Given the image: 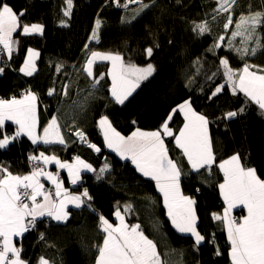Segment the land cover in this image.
<instances>
[{
  "label": "trees",
  "instance_id": "trees-1",
  "mask_svg": "<svg viewBox=\"0 0 264 264\" xmlns=\"http://www.w3.org/2000/svg\"><path fill=\"white\" fill-rule=\"evenodd\" d=\"M128 1L119 0L118 6L116 0H72L69 10L66 0H5L14 11L24 13L21 25L39 24L43 30L24 34L19 27L15 34L20 41L18 55L1 67L0 99L17 98L22 91L35 93L39 103L46 105L44 110L40 106L39 132L55 116L65 145L35 146L26 137H17L0 149V168L22 176L32 171L29 157L43 152L62 161L78 156L93 169L83 174L73 189L75 193L87 189L91 197L82 208L70 209L64 223L39 218L37 228L14 243L22 249L26 264H40L42 257L49 264H95L105 236L99 216L115 225L114 215L119 210L127 225H140L157 245L162 264H231L225 224L213 218L214 213L222 215L224 209L217 192L223 182L218 164L239 154L242 164L256 169L257 176L264 179V109L240 91L233 94L225 88L215 96L212 93L225 81L221 59H227L234 71L241 70L245 62L256 70L264 69V47L254 56L241 58L224 46L214 47L222 29L204 34L193 31L194 24L205 20L216 7L215 0H140L141 4L125 8ZM144 4L148 7L143 8ZM66 8L70 15H65ZM233 10L235 16L264 13V0H236ZM260 44L264 45V33ZM148 48L153 49L151 56L145 51ZM29 49L38 53L32 75L21 71ZM91 52L119 54L125 65L145 67L150 63L155 71L118 104L109 90L107 63L94 65L92 78L84 72ZM184 101L208 119L215 156L210 168L196 172L189 170L174 144L184 120L172 109ZM228 112L237 113L233 117L241 130L237 135L229 129ZM170 114L168 125L173 136L165 137L164 142L183 173L181 193L195 200L196 229L205 237L199 245L191 236L180 235L171 224L156 184L105 149L98 126L106 116L112 128L127 137L137 129H160ZM2 131L15 134L11 124ZM77 131L83 132L84 140L73 136ZM91 144L99 147L98 154ZM105 163L109 167L101 172ZM129 205L130 210L124 212Z\"/></svg>",
  "mask_w": 264,
  "mask_h": 264
},
{
  "label": "snow or ice",
  "instance_id": "snow-or-ice-1",
  "mask_svg": "<svg viewBox=\"0 0 264 264\" xmlns=\"http://www.w3.org/2000/svg\"><path fill=\"white\" fill-rule=\"evenodd\" d=\"M69 10L72 6V0H66ZM119 6V0H116ZM130 3H137L140 0H129ZM236 0H220V11H228ZM127 7V4L123 5ZM148 7L147 4L142 6ZM66 10L65 15H70ZM23 12L17 13L12 7L0 0V45L7 50L9 56L13 50L12 35L17 28L22 27L24 34L42 32L43 26L39 24L21 25L20 17ZM233 24L232 16L229 15L224 28L228 29ZM258 25H264V13H255L249 16L241 15L235 24L236 30L232 32V38L243 36L242 44H246L248 39L254 35ZM100 21L97 20V28ZM193 31L200 34L210 32L208 22L204 21L195 24ZM95 38V31L93 34ZM222 41L223 36L217 38ZM232 41H229L231 45ZM257 47H264L259 41H256ZM218 43L214 47H219ZM213 49H209L212 51ZM256 48L251 49L254 55ZM148 56L152 55V48L145 50ZM237 53L243 58L249 55L247 46L237 48ZM38 53L32 49L28 50V59L25 60L22 72L26 75H32L35 71L33 58ZM92 58L88 60L86 71L89 76L92 75L91 65L96 58L112 61V96L119 104L131 95L132 91L139 86V81L147 79L152 75L155 68L148 64L144 68L135 65L124 66L122 57L119 54H101L93 52ZM220 64L224 67V76L227 83L231 86L233 93L243 92L251 100L255 101L261 109H264V69L257 68V71L251 69L255 66L245 62L243 68L234 71L229 67L227 59H221ZM3 69H0L2 72ZM59 71V67L57 68ZM136 76V80L130 81L127 75ZM98 82V81H97ZM224 85L216 88L213 95L222 91ZM53 90L49 91V95ZM66 94V93H65ZM37 96L28 92L22 98L0 99V149L5 148L11 140H15L22 134L31 139L33 144L42 141L44 144H65V139L60 131V126L55 117L44 127L43 135H37V115H36ZM242 111V110H241ZM180 112L184 115L185 123L179 130V135L175 136L176 145L183 150L188 162L194 170L209 168L215 162V156L212 150V142L208 133V119L195 112L189 101L177 105L172 109V113ZM235 112H228L226 118L236 116ZM172 119V114L161 125L160 129L151 132H145L137 129L130 136H121L114 128L108 118L102 117L99 126L103 131L104 140L107 147L116 151L121 158H131L136 168L147 177L156 181L157 188L163 194L164 204L167 208V214L174 227L182 233H191L195 237L197 245L205 240V237L196 229L195 200L184 196L180 192L181 169L177 162L169 157V149L164 143V136H173L169 128L168 121ZM5 121H12L18 125L14 135H8L2 130L5 127ZM77 136L84 140L83 132L77 131ZM95 151H100L96 145H89ZM30 160H42L44 164L55 163L59 168L67 169L71 183L76 184L80 178L81 168L93 171L90 164L85 163L80 157H75V163L69 164L61 162L56 156H46L43 152L39 156H30ZM109 165L101 168V172L108 169ZM219 168L224 173V182L219 185L221 195L227 207L224 209L223 216L213 214V218L221 220L227 228V236L230 242L231 264H264V179H260L256 174V169L246 167L241 162L239 154L223 160ZM0 264H26L21 258L22 249L17 247L13 237L22 236L29 230V227L35 226L38 216H50L57 221H63L68 218V212L65 208L68 203L74 204L79 208L84 201L81 195H71L68 190L63 188L62 181L58 174L51 172L45 173L43 169L36 168L29 175H13L7 168H0ZM43 175L52 181L56 186L57 197H62L59 202L52 199L51 193L44 190V185L40 183L39 177ZM82 196L88 197L87 189ZM43 197V201L37 200ZM91 199V197H88ZM25 201H30L31 204ZM237 205H243L247 209V215L239 222L231 217L230 213ZM131 206H126L125 211H129ZM115 216L119 224L113 226L103 215L99 216L100 228L106 234L103 243L98 247V256L96 264H161L160 254L157 251V245L149 239L140 229V225L129 227L124 222V217L117 210ZM31 217L30 220L26 218ZM217 250V255H219ZM40 264H49L43 257Z\"/></svg>",
  "mask_w": 264,
  "mask_h": 264
},
{
  "label": "crops",
  "instance_id": "crops-1",
  "mask_svg": "<svg viewBox=\"0 0 264 264\" xmlns=\"http://www.w3.org/2000/svg\"><path fill=\"white\" fill-rule=\"evenodd\" d=\"M19 31V28H17V31L16 32H14L13 33V35L12 36H14L17 32ZM93 52H91L90 54H89V56H88V58H87V60H86V62H85V66H84V72L89 76V74H88V72L86 71V65H87V62H88V60L89 59H91L92 58V56H91V54H92ZM97 53H101V54H107V53H102V52H97ZM36 57L37 56H35L34 58H33V62L35 61V59H36ZM26 59H28V55H27V57L25 58V60ZM98 63H107L108 65H109V63H108V61H107V59H100V58H96L94 61H93V63H92V65H91V70L93 71V67H94V65H96V64H98ZM24 65H25V62H24V64L22 65V67H24ZM1 67V66H0ZM21 67V68H22ZM24 74H25V72H23ZM109 76V75H108ZM89 77H91L92 78V75L91 76H89ZM109 79H110V77H109ZM110 93H111V95H112V92H111V86H110ZM29 92V91H28ZM28 92H26V93H24L23 95H20L19 97H17V99H20V98H22L24 95H26ZM33 93V92H32ZM35 94V93H34ZM37 96V95H36ZM113 97V96H112ZM114 99V98H113ZM40 109H41V107H40V103H39V99H38V97H37V101H36V115H37V121H38V124H37V129H36V133H37V135H40V136H42L43 135V130L41 131V132H39V114H40ZM181 114V116H182V118H183V120H184V123H185V119H184V115L182 114V113H180ZM53 117H55V116H53ZM53 117L51 118V119H49L48 120V122H47V125L49 124V122L53 119ZM56 118V117H55ZM56 120H57V118H56ZM57 123L59 124V122H58V120H57ZM183 123V124H184ZM6 124H11V125H13L14 126V130H15V132H16V130H17V128H18V125H16V124H14L12 121H5V125ZM236 124H237V121L235 120V118H231L230 120H229V123H228V125H229V127H231V126H236ZM46 125V126H47ZM45 126V127H46ZM98 126H99V123H98ZM183 128V127H182ZM237 128V127H236ZM235 128V129H236ZM99 129H100V131H101V133H102V137H103V141H104V146H105V149L106 150H109V151H112L113 153H115L116 154V156L119 158V159H121L122 161H127V162H129L136 170H137V172L142 176V177H144L145 179H149V180H151V181H153V179H151V177H147V176H144L137 168H136V165L132 162V160H131V158H127V159H124V158H121V156L116 152V151H114L112 148H109V147H107V144H106V142H105V140H104V135H103V131H102V129L100 128V126H99ZM136 131V130H135ZM134 131V132H135ZM145 132H147V131H145ZM241 132V130H240V128H238L237 129V131H235V132H232L233 134H235V135H237V134H239ZM208 133H209V128H208ZM62 134V133H61ZM179 135V133L176 135V136H178ZM26 137L31 143H32V141H31V139H29V137L27 136V135H25V134H22V135H20L19 137ZM130 136V135H129ZM128 137V136H127ZM33 144V143H32ZM174 144H175V146L179 149V150H181V152H183V150L181 149V148H179L177 145H176V141H175V138H174ZM33 145H35V146H37V145H44V146H49V145H59V146H64L65 144H59V143H53V144H44L42 141H38L36 144H33ZM97 147V146H96ZM91 149H93L92 147H90ZM97 148H99V147H97ZM93 151H94V153L95 154H98L100 151H95L94 149H93ZM59 159V158H58ZM229 159V158H228ZM60 160V159H59ZM82 160V159H81ZM32 162H34V163H38L39 165H45V170L43 169V171L45 172V173H47V172H51V173H53L54 175L55 174H58V177H59V180L60 181H62L63 183H62V186H63V188H65V189H67L68 190V193H70L71 195H81V198H82V200L84 201V203L79 207V208H77V207H75V205L74 204H71V203H68L67 204V206H66V208H65V211H67L68 212V214H69V210L70 209H80V208H82L83 207V205L86 203V201L88 200V198L87 197H84V196H82V193L84 192V191H82L81 193H75L74 191H73V189L74 188H76L80 183H81V176L83 175V174H86V173H88V174H90V173H92L93 171H89V170H87V169H83V168H81V170H80V178H79V180L77 181V183L76 184H72L71 183V178L69 177V174H68V170L67 169H63V168H59L55 163H49V164H44L43 163V161L42 160H31ZM61 162H67V163H69V164H74L75 163V158H73L72 159V161H62V160H60ZM84 161V160H83ZM85 162V161H84ZM85 163H87V162H85ZM221 163V162H220ZM219 163V164H220ZM88 164V163H87ZM219 164H218V169H219V171H220V173H221V175H222V181L224 182V173H223V171L219 168ZM51 166L53 167V169H51ZM212 166V165H211ZM204 168H209L208 166H205ZM202 169V168H201ZM32 172V171H31ZM31 172H29V173H27V174H24V175H29V174H31ZM0 175H4V173H2V174H0ZM24 175H22V176H24ZM62 175H63V178H62ZM181 178V177H180ZM62 179H64L66 182H67V184L69 185V188H66V185L64 184V181L62 180ZM39 180H40V183L41 184H43L44 186H51V187H53L55 190H56V186H55V184H53V182L52 181H50V180H48L45 176H43V175H41L40 177H39ZM155 181V180H154ZM153 181V182H154ZM222 182V183H223ZM180 184V183H179ZM221 184V183H220ZM219 184V185H220ZM219 185L217 186V192H218V195H219V198H220V200H221V202L223 203V206H224V209L227 207V204L225 203V201H224V199H223V196L221 195V191H220V188H219ZM156 188H157V185H156ZM157 191H158V193L159 194H161V198H162V202H163V205H164V208H165V210H166V215H168L167 214V208H166V206H165V204H164V198H163V194L159 191V189L157 188ZM74 192V193H73ZM181 192V191H180ZM183 194V193H182ZM62 197H57L56 196V202H59V200L61 199ZM37 200L38 201H40V202H42L43 201V197H38L37 198ZM194 208H195V205H194ZM224 209H223V211H222V215H220V216H223V214H224ZM124 212H126V211H124ZM236 212H238V213H236ZM122 214V216L124 217V213H121ZM230 215H231V217L233 218L235 215H237V216H239V221L244 217V216H246L247 215V209L243 206V205H237L235 208H233L232 210H231V213H230ZM44 217H48L47 215H44V216H38V218H44ZM169 217V216H168ZM196 217H197V215H196ZM114 218L117 220V224H115V225H113V226H116V225H118L119 224V220L117 219V217L114 215ZM50 219L55 223H64L65 222V220H63V221H57V220H55V219H53L52 217H50ZM169 219H170V217H169ZM170 221H171V219H170ZM238 221V222H239ZM124 222H125V217H124ZM196 222H197V220H196ZM171 224H172V222H171ZM134 225H136V224H134ZM173 225V224H172ZM129 227H131L132 225H128ZM174 226V225H173ZM197 226V225H196ZM226 227V226H225ZM175 228V227H174ZM140 229L142 230V228L140 227ZM176 229V228H175ZM143 231V230H142ZM176 231L180 234V235H188V236H191L192 238H193V240L195 241V237L194 236H192L191 235V233H182V232H180V231H178L177 229H176ZM24 234V233H23ZM226 234H227V228H226ZM106 235V234H105ZM23 236V235H22ZM21 236H18V237H13V241H15L16 239H19ZM203 241H201V243H202ZM200 243V244H201ZM227 244L229 245V252H230V247H231V245H230V242H229V240H228V236H227ZM195 245H197L196 244V242H195ZM229 252H228V254H229ZM229 257H230V255H229ZM96 260H97V258H96ZM95 260V261H96ZM230 262H231V259H230ZM96 264V263H95ZM162 264V263H161Z\"/></svg>",
  "mask_w": 264,
  "mask_h": 264
},
{
  "label": "rangeland",
  "instance_id": "rangeland-1",
  "mask_svg": "<svg viewBox=\"0 0 264 264\" xmlns=\"http://www.w3.org/2000/svg\"><path fill=\"white\" fill-rule=\"evenodd\" d=\"M216 1V7L212 10V11H210V12H208L207 14H206V16H205V20H203V21H201V22H198V23H195V24H200V23H202V22H204V21H207L208 22V26H209V28H210V31H213V30H219V29H222V31H220V32H222V34H218V35H216V43H218L220 46H224L226 49H228V50H230V51H232V52H234L235 54H237L239 57H241L238 53H237V51H236V49L237 48H243V47H245V46H247V48L249 49V55H247V56H244L243 58H248V57H251V56H254L257 52H258V50L260 49V47H257V44H256V41H259L260 42V39H261V37H262V34L264 33V25H258L257 26V28H256V31H255V33H254V35L252 36V38L251 39H248L247 41H246V44H242L241 43V41L242 40H244V37L243 36H236L234 39L232 38V32L233 31H235L236 30V28H235V24H236V22L239 20V18H240V16H235L234 15V10H233V6H234V4H232L231 5V8H229V10L228 11H220L219 9H220V0H215ZM125 4H127V7L128 6H130V5H132V3H130L129 1L128 2H126ZM136 4H141V2H137ZM67 7H68V5H67ZM126 8V7H125ZM68 8H66V10H67ZM65 10V11H66ZM64 11V12H65ZM259 13H262V12H259ZM251 14H255V13H251ZM251 14H248V15H244V16H249V15H251ZM229 15H231L232 16V19H233V24H231L230 26H229V28L228 29H225L224 28V24L226 23V21H227V18H228V16ZM195 24H194V26H195ZM220 36H223L224 37V39L222 40V41H220V40H218L217 38L218 37H220ZM96 38V37H95ZM95 38H93V39H95ZM18 38H16L15 37V35L14 36H12V40L13 41H15V40H17ZM19 40V39H18ZM232 41V43H231V45L229 44V41ZM19 46H20V41H19ZM219 46V47H220ZM252 48H256L257 50H256V52H255V54L254 55H252L251 54V49ZM109 54V53H108ZM18 54L17 53H14V51L12 50V53H11V55L9 56V54H8V52H7V50H5L4 49V51H3V53H2V55H0V63H2V62H6V63H8L9 64V60H10V58L11 57H14V56H17ZM115 55V54H114ZM108 61V63H109V69H108V75H109V77H110V86H111V89H112V76H111V72L113 71V66H112V61L111 60H107ZM8 64L7 65H5V66H8ZM124 64V63H123ZM0 66H1V64H0ZM84 66H85V64H84ZM84 66H83V68H84ZM124 66L125 67H127L128 65H125L124 64ZM146 67V66H145ZM140 68H144V67H140ZM222 68H223V72H224V67H223V65H222ZM252 71H257L256 69H254V68H252L251 69ZM259 74H263V73H259ZM127 79L128 80H130V81H135L136 80V76L135 75H132V74H128L127 75ZM224 79H225V81L221 84V85H224V87H223V89H222V91H220L219 93H221V92H223V90L226 88V89H228L229 90V92L230 93H233V91H232V88H231V86L227 83V79H226V77L224 76ZM144 80V79H143ZM143 80H140L139 81V84L143 81ZM220 86V85H219ZM137 89V87L135 88V90ZM134 90V91H135ZM216 90V89H215ZM134 91H132V93L134 92ZM22 92H24V91H22ZM22 92L20 93V95H22ZM112 92V91H111ZM215 92V91H214ZM131 93V94H132ZM219 93H217V94H219ZM241 93H243V92H241ZM216 94V95H217ZM234 94V93H233ZM244 94V93H243ZM245 95V94H244ZM130 96V95H129ZM128 96V97H129ZM213 96H215V95H213ZM246 96V95H245ZM14 97V96H13ZM114 98V100H115V97H113ZM249 99H251L250 97H248ZM5 99H9V97H7V98H5ZM116 101V100H115ZM126 101V100H125ZM124 101V102H125ZM42 104H45V103H42L41 102V104H40V106L42 107V109L44 110V109H46V105H45V107H43L42 106ZM119 104V103H118ZM60 126V125H59ZM183 126H184V124H183ZM182 126V127H183ZM237 127V128H236ZM236 128V129H235ZM239 128V126H238V124H236V126L234 125V126H231V127H229V129H230V131L231 132H235V131H237V129ZM60 131H61V129H60ZM76 133V132H75ZM75 133H73V136H77ZM8 135H10V134H8ZM167 138L168 136H164L163 137V139L164 138ZM165 143V142H164ZM166 145V144H165ZM105 147V146H104ZM182 154H183V152H182ZM183 156H184V158H185V160H186V163L188 164V166H189V170H191V171H193V172H196L197 170H194L192 167H191V164L188 162V159H187V157L183 154ZM170 157V156H169ZM34 164H36V168H40V169H44L45 168V165H39L38 163H34ZM178 166H179V164H178ZM180 167V166H179ZM181 169V168H180ZM45 170V169H44ZM183 176V173L181 172V176L180 177H182ZM154 181V180H153ZM154 183L156 184V181H154ZM179 183H180V181H179ZM49 187H51V186H49ZM180 191H181V187H180ZM56 198V196L54 197V200H56L55 199ZM235 216H237V215H235ZM234 216V217H235ZM49 218H48V220H46V222L47 223H50V216H48ZM233 217V218H234ZM238 218H239V216H237ZM37 219V221H38V224H39V218L37 217L36 218ZM28 232H33V231H28Z\"/></svg>",
  "mask_w": 264,
  "mask_h": 264
},
{
  "label": "built area",
  "instance_id": "built-area-1",
  "mask_svg": "<svg viewBox=\"0 0 264 264\" xmlns=\"http://www.w3.org/2000/svg\"><path fill=\"white\" fill-rule=\"evenodd\" d=\"M18 50H19V40L17 39L13 43V51H14V53H17L18 54ZM3 51H4L3 45H0V55H2ZM0 64H1V67H2V66L7 65L8 63L2 62ZM22 94H23V92H22ZM12 98H13V96H10L9 97V99H12ZM42 106L45 107V104H42ZM28 163H29L28 166H29V168L32 171L34 169H36V164H34V162H28ZM44 190L47 191V192H49V193H51L52 199L54 200V197L56 196L55 195L56 190L53 187H49V186H44ZM25 202L31 204L30 201H25ZM30 219H31V217L26 218V222H27V220H30ZM234 219L237 220V222L239 221V218L237 216H235ZM37 226H38V221L36 219L35 226L34 227L30 226L28 231H34L37 228Z\"/></svg>",
  "mask_w": 264,
  "mask_h": 264
},
{
  "label": "bare ground",
  "instance_id": "bare-ground-1",
  "mask_svg": "<svg viewBox=\"0 0 264 264\" xmlns=\"http://www.w3.org/2000/svg\"><path fill=\"white\" fill-rule=\"evenodd\" d=\"M0 69H1V67H0Z\"/></svg>",
  "mask_w": 264,
  "mask_h": 264
}]
</instances>
